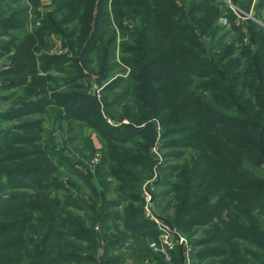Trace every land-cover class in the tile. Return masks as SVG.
<instances>
[{
	"label": "trees",
	"instance_id": "obj_1",
	"mask_svg": "<svg viewBox=\"0 0 264 264\" xmlns=\"http://www.w3.org/2000/svg\"><path fill=\"white\" fill-rule=\"evenodd\" d=\"M230 3L251 12L252 18L237 23L224 0H51L52 10L39 27L31 33L23 31L21 38L0 48L5 51L17 47V51H23L14 56L17 58L27 53L24 60L13 58L10 69L19 72L26 61H32L34 44L43 37L40 34L60 30L74 54L76 77L92 72L97 79H106L114 68L129 67L132 73L128 79L118 78L111 83L135 85L122 96L118 94L116 100L131 96L141 122L159 120L165 148H191L195 152L178 166L176 180L166 193L167 205L159 213L179 228L207 223L215 216L220 222L213 226L202 242L205 248L194 258L223 257L220 264H239L236 260L245 248L240 243L243 240L264 250V233L254 230L253 213L255 205L264 211V0L256 1L254 13L249 0ZM220 17L227 19L228 29L218 24ZM27 18V4L20 10L0 11V34L9 35L12 30L27 27L31 23ZM226 34L232 38L225 40ZM116 50L121 54L119 61ZM58 96L55 99L70 105L73 99L81 102L79 107L66 108L68 114L96 127L106 140L113 139L108 134L117 129L104 125V117L93 109L96 103L88 96ZM104 97L105 106L110 107L112 100ZM40 102L23 101L6 115L11 118L33 112ZM87 102L89 108L85 107ZM124 115L138 121L136 114ZM35 126V121H29L17 129L31 131ZM153 126V122H147L145 130L137 132L131 124L123 127L128 135L149 131L147 146L155 138ZM125 136L122 142L129 139ZM35 137L23 132L0 138L8 149L0 157V164L24 162L0 166V176L5 175L9 182L7 189L0 183V264H100L89 247L78 243L89 240L85 217L75 216L68 209H84L87 214L95 210L84 198L68 195L51 200L42 190L54 184L49 181L47 160L40 159L37 148H26ZM115 145L107 144L108 160L121 165L130 162L125 151ZM109 173L121 184L124 180L120 174L133 176L124 167H109ZM23 188L29 192L21 191ZM117 203L112 202L114 206ZM105 206L101 211L104 220L121 217ZM223 210L227 211L225 220L220 214ZM193 211L198 212L190 214ZM125 229L133 233L138 226ZM124 239L123 232H118L112 240L106 239L105 247L110 249ZM250 254L254 264H264L259 254ZM111 260L101 264H111Z\"/></svg>",
	"mask_w": 264,
	"mask_h": 264
},
{
	"label": "rangeland",
	"instance_id": "obj_2",
	"mask_svg": "<svg viewBox=\"0 0 264 264\" xmlns=\"http://www.w3.org/2000/svg\"><path fill=\"white\" fill-rule=\"evenodd\" d=\"M249 1L250 11L254 13L257 0ZM26 4L27 19L31 23L23 29L10 31L9 35L0 34V48L2 44L9 43L14 38H21L23 31L29 33L34 31L52 10L51 0H37V2L0 0V11L4 13L9 8L20 10ZM236 8V11L238 10L237 12L242 16L236 19L237 23L252 18L251 12L246 13L242 9ZM220 18L218 24L223 29H228V21L227 24H222ZM34 21H36L35 26L33 25ZM124 23L132 27V23L129 21H124ZM224 32H221L220 35L224 36ZM40 35L43 37H40L41 41L37 42V40L34 44L36 49L32 52V61H26L25 66H22L19 72L15 68L10 69L13 67V58L24 60L28 57L27 53L22 54V57H14L23 52L17 51L15 46L0 51V138L5 134L7 137L23 132L36 134L34 142L26 145V148H29L27 150L37 148L40 159L47 160L45 161L46 166L51 169L49 181L54 184V186L42 190H46L51 200L52 198L62 200L68 195L84 198L87 206L91 205L90 208L95 210L92 214H87L84 209L76 210L72 207L68 209L75 216L85 217L84 221L87 226L85 229L90 231L88 236L90 241L81 239L78 242L80 246L89 247L90 253L100 264L109 258H112L111 264H114L115 258H117L115 264H220L224 260L223 257L194 258V254L196 255L202 248H205L206 245L202 242H205L204 240L213 230V226L220 222L215 216L207 223L201 222L179 228L171 225L159 213L167 205L169 196L166 193L170 190L171 183L176 180L178 166L191 159L195 152L191 148L171 146L165 148L159 120L152 118L141 122L131 96L126 95L116 100L118 94L121 95L129 87L132 90L131 85L134 83L117 85L111 81L118 78L128 79L132 73L130 68L127 66L114 68L108 72L109 77L106 79H97L96 74L92 72H84L83 77H76L78 73L74 71L76 70L75 57L62 31L51 30ZM230 38H232L231 34H226L225 40H230ZM116 56L119 61L121 54L117 50ZM118 61L116 60L117 63ZM57 68H61V71H56ZM70 93H83L88 96L89 100L96 103H94L93 109H98L104 117V125L107 128L117 129L114 131L115 133L112 131L108 134V137L113 139L106 140V136L104 137L101 132H98L96 127L68 114L66 108L73 106L76 108V105L79 107L81 102L73 99V103L70 105L69 102L61 101L62 99H55L59 97V94L70 95ZM104 96L109 101L112 100L110 107L105 106ZM29 100H41L37 107L39 109L19 117L10 118L9 115H6L11 114L23 101ZM88 102L85 105L86 108L91 105ZM125 112L131 117L136 114L138 121L135 122L126 117ZM111 114L116 116L115 119L111 117ZM29 121H35L34 129L31 131L17 129L20 124ZM147 122H153V130L155 129V138L147 146L145 142L149 137V131L140 134L134 132L128 135V130L126 131L123 127L131 124V128L137 132L145 130ZM125 134V138L129 139L122 142L120 139ZM148 139L151 140V138ZM108 143H115V146L124 150V156L127 154L130 162L121 165L109 161L107 158ZM19 147L22 146L19 145ZM7 150L3 145V140L0 139V157L4 156ZM13 163L19 165L24 162L14 161ZM13 163L6 162L0 166L11 167ZM112 166L124 167L133 176L130 178L125 174L124 176L120 174V178L124 180V184H121L117 177L109 173V167ZM13 178L16 177L12 176ZM0 183L7 189L9 187L8 177L2 174ZM21 191L26 192L28 188H23ZM216 198H212L210 202H214ZM112 202H118V205L114 206ZM104 203L105 208L108 207L107 211L114 210L121 217L118 220H111V218L104 220L101 214ZM253 209L256 220L254 230L257 229L258 232L264 233V211H261L259 205H255ZM200 210H203V207ZM194 212L198 211H193L190 214H195ZM226 213V210L220 213L224 220L227 217ZM89 218L94 221L90 222ZM130 225H137L138 230L130 233L125 229V226ZM166 226L171 227L174 241V249L169 252V260L165 259L161 253L152 251L148 245L150 241L158 239L163 227ZM118 232H123L124 241L106 249V239L112 240ZM105 235L109 236L105 239ZM178 237H182L183 241L179 242ZM240 243H243L245 248L236 260L239 264L243 261L254 264L255 259H251L250 252L259 254L264 259V250L259 249L256 244L246 240Z\"/></svg>",
	"mask_w": 264,
	"mask_h": 264
},
{
	"label": "built area",
	"instance_id": "obj_3",
	"mask_svg": "<svg viewBox=\"0 0 264 264\" xmlns=\"http://www.w3.org/2000/svg\"><path fill=\"white\" fill-rule=\"evenodd\" d=\"M231 10L233 11L234 15L236 18H240V13L236 11V7L232 6V4L229 2V0H225ZM242 17V16H241ZM222 24H227V19L226 18H220ZM173 233L169 227H163L162 233L159 234L158 239L152 240L149 242V248L154 251V252H159L161 253L165 259L169 260V252L174 249V241H173ZM177 240L179 242L183 241L182 237H178Z\"/></svg>",
	"mask_w": 264,
	"mask_h": 264
},
{
	"label": "water",
	"instance_id": "obj_4",
	"mask_svg": "<svg viewBox=\"0 0 264 264\" xmlns=\"http://www.w3.org/2000/svg\"><path fill=\"white\" fill-rule=\"evenodd\" d=\"M168 225V224H167ZM169 227V226H168ZM169 229H171V227H169Z\"/></svg>",
	"mask_w": 264,
	"mask_h": 264
}]
</instances>
